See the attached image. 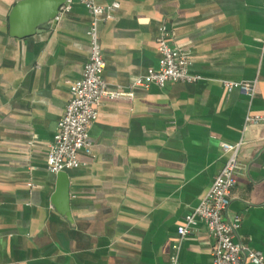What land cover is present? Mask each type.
Wrapping results in <instances>:
<instances>
[{"label":"crops","instance_id":"obj_1","mask_svg":"<svg viewBox=\"0 0 264 264\" xmlns=\"http://www.w3.org/2000/svg\"><path fill=\"white\" fill-rule=\"evenodd\" d=\"M0 0V264H212L203 223L179 229L224 168L222 143L246 145L225 218L264 254V0H97L104 78L114 90L160 68V30L189 55L196 83L105 100L91 153L68 170L70 218L53 204L50 145L91 54L93 16L79 2L46 33L11 35ZM226 83H256L254 99ZM244 264H252L245 262Z\"/></svg>","mask_w":264,"mask_h":264},{"label":"built area","instance_id":"obj_2","mask_svg":"<svg viewBox=\"0 0 264 264\" xmlns=\"http://www.w3.org/2000/svg\"><path fill=\"white\" fill-rule=\"evenodd\" d=\"M75 2L81 3L93 16L89 37L91 54L85 66L81 80L71 87V100L65 115L58 123L54 141L50 145L48 170L60 174L81 166L80 155L91 153L92 142L90 127L99 117V109L105 100H125L134 98V90L147 89L152 85L164 88L174 83H196L200 79L190 74V57L179 50L172 42V36L163 27L160 30L159 51L162 55L160 68L150 70L146 76L133 79L129 90L111 89L104 78L106 61L99 37V23L102 19L112 20L119 5L100 7L97 0H67L56 21L65 15ZM227 89H239L246 96L254 99L256 83H226ZM246 124L264 125V116L247 114ZM246 143H222V150L227 162L215 178V181L199 207L188 219L186 227L179 229V234L186 237L192 227L203 223L213 241L212 264H264V254L236 241V232L240 229V217L229 222L225 215L228 211L232 192L238 185L242 170L240 154ZM177 264V263H174Z\"/></svg>","mask_w":264,"mask_h":264},{"label":"water","instance_id":"obj_3","mask_svg":"<svg viewBox=\"0 0 264 264\" xmlns=\"http://www.w3.org/2000/svg\"><path fill=\"white\" fill-rule=\"evenodd\" d=\"M67 0H23L14 6L10 16L11 35L27 38L49 31ZM50 182L57 190L53 204L67 218H70V180L67 172L51 174Z\"/></svg>","mask_w":264,"mask_h":264}]
</instances>
